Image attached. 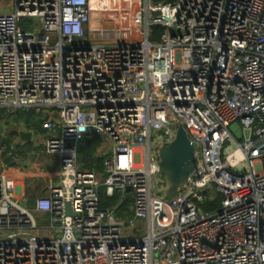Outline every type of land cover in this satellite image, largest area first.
<instances>
[{"label":"built area","instance_id":"1","mask_svg":"<svg viewBox=\"0 0 264 264\" xmlns=\"http://www.w3.org/2000/svg\"><path fill=\"white\" fill-rule=\"evenodd\" d=\"M10 2L0 12V110L47 112L29 131L59 172L37 173L46 192L30 209L0 159V264H264V0ZM92 13L110 26L90 27ZM23 19L37 29L23 31ZM179 124L199 169L167 200L169 185L154 190L157 152ZM94 136L112 148L100 152L104 178L79 168V144ZM102 188L120 195L111 209ZM213 192L223 199L210 213L201 205ZM126 200L131 216L119 219Z\"/></svg>","mask_w":264,"mask_h":264},{"label":"crops","instance_id":"2","mask_svg":"<svg viewBox=\"0 0 264 264\" xmlns=\"http://www.w3.org/2000/svg\"><path fill=\"white\" fill-rule=\"evenodd\" d=\"M26 111H34L37 114V117H41V113L35 111V110H26ZM17 111H13L12 113H16ZM46 118L40 119L43 123V120ZM21 129H25L26 131L32 130L27 128V126L23 125L21 126ZM19 129V131L21 130ZM30 132V131H29ZM9 131L7 132V129L4 130L3 133V139L7 144V149H9ZM99 137V136H98ZM101 138V137H100ZM102 141H105L103 138H101ZM11 151L7 153V156L11 154L13 156L12 150L17 153L20 151L21 153H17V160H13L11 157H7V160H4V162L7 164V174H9L12 177L17 178L19 181V184L22 185V195L24 198V203L27 205L28 208L34 209L35 200L45 195L46 187H45V181L43 179H40L37 175V173L41 169H47L48 173L51 177H53L55 180H58V172L59 167L58 163L54 159H50L45 154L44 144L43 140L39 138H32V141L29 143L21 141L19 134L17 138L11 139ZM107 146L109 144L105 141V143H102L101 146L97 149V155L101 158H106L107 155L100 154L101 151L107 150ZM14 157V156H13ZM8 165H13L14 168H9ZM105 172V171H104ZM95 173V172H94ZM96 174V173H95ZM99 177H103L102 174H97ZM105 177V176H104Z\"/></svg>","mask_w":264,"mask_h":264},{"label":"water","instance_id":"3","mask_svg":"<svg viewBox=\"0 0 264 264\" xmlns=\"http://www.w3.org/2000/svg\"><path fill=\"white\" fill-rule=\"evenodd\" d=\"M155 16H158L156 13ZM106 21L114 20V17L105 16ZM231 131L238 140L242 139V131L238 124L231 126ZM21 141L29 143L32 141L31 132L21 129L19 132ZM160 159V172L168 181V190L165 194L167 200H173L182 191L189 178L198 171L199 159L196 146L190 141L183 125L179 124L174 139L171 142L163 143L158 148ZM129 197L133 198L131 189L127 190ZM71 214V206L67 205V215Z\"/></svg>","mask_w":264,"mask_h":264},{"label":"trees","instance_id":"4","mask_svg":"<svg viewBox=\"0 0 264 264\" xmlns=\"http://www.w3.org/2000/svg\"><path fill=\"white\" fill-rule=\"evenodd\" d=\"M152 3H175L177 0H150ZM163 33V29L157 27L154 29V35L152 37L153 41H156L160 38ZM11 121L8 124L11 128L7 129L9 131L10 138H17L19 129H21L22 124L27 126L29 129H40L42 125V121L40 117H37L36 112L34 111H26V110H18L16 113H11L9 118ZM4 130L0 127V136L3 139ZM102 144V139L98 136H94L92 138H84L80 144L78 149L79 154V168L82 171L95 172L96 174H102L103 178L105 176L104 172V158H101L97 155V149ZM9 146V145H8ZM9 148V147H8ZM9 149H7V152ZM17 153H21L18 151ZM120 195H115L110 198L106 195L105 189L100 190V199H101V208L108 210L113 208L119 201ZM222 196H218L212 202H204L201 207L206 212H217L222 203ZM132 206L131 200H126L123 205V210H127V215H119V219H123L126 216H131V213L128 212V209Z\"/></svg>","mask_w":264,"mask_h":264},{"label":"rangeland","instance_id":"5","mask_svg":"<svg viewBox=\"0 0 264 264\" xmlns=\"http://www.w3.org/2000/svg\"><path fill=\"white\" fill-rule=\"evenodd\" d=\"M10 7H11L10 0H0V12L1 13L9 12ZM36 24H37V22L35 19H23L22 22L20 23V27L23 31H34L37 29ZM89 25H90V27H94V28L110 26V25H105L102 23L101 15L99 13H92L90 15ZM134 33L135 34H141L142 31L139 28H135ZM12 112L13 111L6 110V109L0 110V127H2L3 129L11 128V126L8 124V122H10L11 120L8 118ZM40 115H41L40 119H42V117L48 118L46 111L41 112ZM173 130H175V129H173ZM155 138H156L155 141H157V142L162 141L163 140V132L160 131V132L156 133ZM11 139L12 138H10V141H9V151H11V145H10ZM6 142H8V140L5 141V139H2V137L0 136V150H1V147L6 144ZM102 143H105V141H102ZM228 146H229V149L227 151L228 154L232 153L237 148V146L233 142H230L228 144ZM107 150L109 152H112L111 146H107ZM12 153H13L14 158H17V153H15L14 150H12ZM7 157H8L7 153H4V154L0 153V159L7 160ZM8 167L14 168L13 165H8ZM243 168L245 169L246 172H248L247 166L244 165ZM162 182H164L165 184L164 183L162 184ZM167 183H168L167 179L165 177H163L162 175L156 177L154 179V190H157L158 188L163 189L165 186L169 185ZM205 196H206L205 202H212L209 200V196L213 197V199L215 200L219 195H217L215 192H213L212 194L206 193ZM36 222H37V226L39 228H41V235H44L45 231L43 230V227L49 225V216L47 214H44L43 216L42 215H36Z\"/></svg>","mask_w":264,"mask_h":264}]
</instances>
